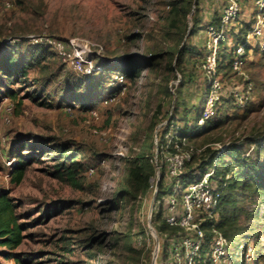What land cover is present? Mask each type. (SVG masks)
<instances>
[{
  "label": "rangeland",
  "instance_id": "374dc122",
  "mask_svg": "<svg viewBox=\"0 0 264 264\" xmlns=\"http://www.w3.org/2000/svg\"><path fill=\"white\" fill-rule=\"evenodd\" d=\"M252 2L241 4V19L229 22L212 47L207 26L218 20L223 0H0V62L5 51L25 63L36 51L43 52L26 75L0 67V139L5 140L0 170L9 156L21 155L29 162L20 183L10 175L0 182V190L17 202L19 222L27 224L22 243L11 253L0 246V264H22L16 255L24 264L164 262L174 230L162 215L156 216L159 210L164 214L170 191L166 180L162 186L159 182L155 156L163 161L164 155L156 148V136L171 118L183 130H194L193 106L203 104L208 86L202 64L213 48L219 63L217 110L204 128L190 133L196 156L187 170L197 168L198 149L228 144L235 148L221 155L220 176L232 180L237 169L235 174L228 170L238 151L257 159L264 173V36L247 40L239 69L228 62L254 24ZM192 18L201 26L195 28ZM21 34L99 43L102 70L82 76L50 48L33 46L26 37L7 43ZM183 45L193 51L178 72L173 59ZM129 62L140 64V75L126 74L124 90H113L107 80ZM112 93L114 100L100 103ZM7 104L12 106L9 113ZM92 108L98 119L91 116ZM45 137L53 141L45 143ZM58 146L72 148L76 162L84 164L78 186L52 175ZM144 180L149 183L145 194L138 190ZM236 193L238 226L249 247L242 251L245 238L231 242L225 261L264 264V256L253 252L254 245L264 246V196Z\"/></svg>",
  "mask_w": 264,
  "mask_h": 264
},
{
  "label": "built area",
  "instance_id": "2783aa9c",
  "mask_svg": "<svg viewBox=\"0 0 264 264\" xmlns=\"http://www.w3.org/2000/svg\"><path fill=\"white\" fill-rule=\"evenodd\" d=\"M245 0H223V7L219 15L218 25L208 24L212 47L216 46L222 37L223 28L232 21L240 20L243 12L241 4ZM256 11L255 21L244 42L236 45L232 59V68L239 69L243 63L245 43L251 37H259L264 33V0H253ZM9 7V3H4ZM243 14V13H242ZM28 42L34 45L48 46L54 54L75 73L88 76L102 70L104 60L103 46L82 37L57 38L45 34L25 35ZM8 44L15 39H7ZM205 58L202 67L207 72L208 86L203 97V104L199 106V114L195 123L202 127L205 122L214 117L218 102L220 88L217 79V63L215 48ZM113 90H124L128 77L123 72L116 71L107 80ZM116 87V88H115ZM250 89V87L248 88ZM115 94H107L101 104H108L115 99ZM238 94H235V96ZM6 112L12 110L9 104L5 107ZM91 116L98 119L95 108L90 110ZM156 136V148L164 155V160L159 161L155 156V166L160 170L162 163L168 181H173L170 191L166 195V210L163 219L168 226L175 228L168 240V257L162 264H227L225 258L229 255V240L224 236L216 224L219 220L221 185L215 175L216 159L204 169L195 170L192 178H179L184 175L185 165L191 159L195 148L189 145L188 136H180L178 124L169 121ZM4 138L0 139V147L4 146ZM217 155L223 145L217 144ZM202 149H198L200 152ZM14 158L7 157L3 160V169L0 170V182L7 181L10 175ZM90 172L93 168H89ZM179 197V200H178ZM208 242V243H207ZM207 243V244H206ZM206 245V247H205ZM159 244L157 243V248ZM158 251V250H157ZM159 252H156V256ZM206 254L207 258L204 257ZM224 258V259H223ZM224 260L222 262L221 260Z\"/></svg>",
  "mask_w": 264,
  "mask_h": 264
},
{
  "label": "trees",
  "instance_id": "16d2710c",
  "mask_svg": "<svg viewBox=\"0 0 264 264\" xmlns=\"http://www.w3.org/2000/svg\"><path fill=\"white\" fill-rule=\"evenodd\" d=\"M193 20V26L198 28V23L196 24L197 20ZM219 23V16L216 23L210 21L208 24H214L218 25ZM194 28L191 29L190 35H192ZM16 34V33H14ZM25 34H21L19 36H14L11 39H15L16 41L20 40L21 38H24ZM264 36V33L261 35ZM259 36V37H261ZM257 37V38H259ZM254 38V37H251ZM245 41V40H244ZM242 41V42H244ZM242 42H238L242 43ZM247 43V42H246ZM245 43V45H246ZM4 44V43H3ZM236 44V45H237ZM33 46H36L32 44ZM38 46H44V45H38ZM48 47V46H46ZM49 48V47H48ZM192 49H187L185 45L180 46L176 49L175 57L173 59V65L176 68L178 72H182L184 69V63L186 59V54L191 53ZM43 52L42 50L36 51L34 54L31 55V61L30 62H21L19 59H14L15 53L12 51H5L3 58L0 62V67L3 66L5 68V71L10 69H15L16 71L21 72L22 74L26 75V69L28 66L33 65L35 62H39L40 59H42ZM234 56V51L232 54V57L229 58L228 62L230 63V66H232V59ZM104 61V60H103ZM218 71H219V63L216 59ZM122 66L124 74L129 75L131 78H136L140 75L141 72V66L137 62H129L127 64H123ZM126 75V76H127ZM178 88L176 89V96H178ZM186 108V107H184ZM183 108V109H184ZM194 109V130L188 131L183 130V127L180 128L178 126V132L180 136H188V142L190 140L189 137H191L190 133L195 131L196 129L204 128L205 124L209 121L207 120L205 124L202 127H199L195 123V119L197 118L199 114V107L196 108V106H193ZM212 119V118H211ZM172 122L177 123L175 119L171 118ZM170 122H168L169 124ZM44 142H52L53 139L49 137L44 138ZM21 146H24V142H20ZM230 148H235V145H223L222 150H220L219 154L217 155V148L210 149L209 147H205L200 151V159L198 160V166L197 168L193 169L192 171H188L187 167L190 163L194 162L195 158V152L192 153L191 159L186 163L185 165V173L184 175L179 176V178L182 181V178H192L193 173L195 170H201L204 169L206 166H209L215 159H216V165H215V175L217 176L220 185H221V198H220V211H219V220L216 224L217 229L221 231V233L227 237L229 240V244L231 242H238L239 240L245 238V242L242 243V251L245 252L249 247L248 237L243 236L241 230L238 226V209H237V193L238 191H251L254 194H257L261 197L264 196V173L261 171L260 166L257 164V159L251 158L249 155H244L238 151V154L234 155V163L232 164L231 168H229L228 173L233 171H236L233 175L234 177L229 182V179L223 176H220L219 173V167L222 164L221 155ZM72 148L67 146H58L56 148V154H54V161H56V164L54 165L52 175L61 180V181H68L72 185L78 186L79 180L78 176L83 172L84 170V164L80 162H76V156L73 154V152H69ZM203 151V152H202ZM208 152V153H207ZM258 154L260 155V151L257 150ZM202 153V154H201ZM257 154V155H258ZM14 158V162L11 167L10 171V180L16 184L20 183L27 172V165L29 164L27 159H24L21 155H19L17 158L15 156H9ZM139 156L136 157L138 159ZM160 178L159 182L162 186L163 181H167V184H172L173 181H168L166 172H165V165L162 163V166L159 170ZM241 180V184H236L237 181ZM169 186V187H170ZM149 188V183L147 180H144L143 183H140L138 185V190H140L141 193L145 194ZM168 189V188H167ZM169 190V189H168ZM165 194V191L159 192V194ZM168 193V192H167ZM167 195V194H166ZM166 197V196H165ZM17 202H13L12 197L9 195V193L5 190H0V246L5 247L9 253L11 251L18 247L24 237V230L26 229V223L25 222H19L21 219V216L17 213ZM162 215V216H161ZM160 218V216L163 219V214L161 210H159L156 214ZM164 220V219H163ZM165 223V221H164ZM172 230H175V228L172 227ZM174 232V231H173ZM264 249V246H260L259 244L256 246L254 245V253H258L259 258H263L262 250ZM8 256L10 254H7ZM231 257V256H230ZM232 258V257H231ZM17 261H20L22 264L27 263L26 260H19V256L16 255ZM234 262V260H233Z\"/></svg>",
  "mask_w": 264,
  "mask_h": 264
},
{
  "label": "crops",
  "instance_id": "0c3cea01",
  "mask_svg": "<svg viewBox=\"0 0 264 264\" xmlns=\"http://www.w3.org/2000/svg\"><path fill=\"white\" fill-rule=\"evenodd\" d=\"M221 10H222V9H221ZM218 14H219V13H218ZM209 15H210L211 18H212V13L209 12ZM218 16H219V15H218ZM200 26H201V24L199 23V24H198V27H200Z\"/></svg>",
  "mask_w": 264,
  "mask_h": 264
}]
</instances>
